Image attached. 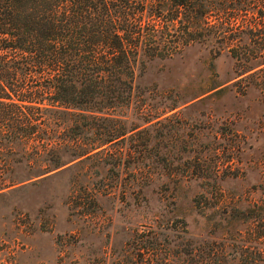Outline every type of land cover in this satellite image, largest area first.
<instances>
[{"label":"rangeland","instance_id":"rangeland-1","mask_svg":"<svg viewBox=\"0 0 264 264\" xmlns=\"http://www.w3.org/2000/svg\"><path fill=\"white\" fill-rule=\"evenodd\" d=\"M256 17L191 27L176 51L141 53L130 99L112 112L127 133L106 150H5L0 264H245L254 203L264 215Z\"/></svg>","mask_w":264,"mask_h":264},{"label":"trees","instance_id":"trees-1","mask_svg":"<svg viewBox=\"0 0 264 264\" xmlns=\"http://www.w3.org/2000/svg\"><path fill=\"white\" fill-rule=\"evenodd\" d=\"M262 9L264 0H0V171L11 165L5 150H106L127 133L112 112L130 99L141 53L170 54L191 27L239 25L248 12L264 24ZM255 208V244L240 245L245 264H264V215Z\"/></svg>","mask_w":264,"mask_h":264}]
</instances>
